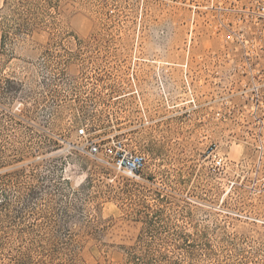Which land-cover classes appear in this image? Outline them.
Returning a JSON list of instances; mask_svg holds the SVG:
<instances>
[{
    "label": "rangeland",
    "instance_id": "374dc122",
    "mask_svg": "<svg viewBox=\"0 0 264 264\" xmlns=\"http://www.w3.org/2000/svg\"><path fill=\"white\" fill-rule=\"evenodd\" d=\"M250 1L36 2L32 32L0 53V264H119L184 233L210 245L198 264H264V198L206 157L242 147L202 121L232 69L219 23ZM93 137L124 139L143 170L88 156Z\"/></svg>",
    "mask_w": 264,
    "mask_h": 264
},
{
    "label": "built area",
    "instance_id": "2783aa9c",
    "mask_svg": "<svg viewBox=\"0 0 264 264\" xmlns=\"http://www.w3.org/2000/svg\"><path fill=\"white\" fill-rule=\"evenodd\" d=\"M239 11L233 20L219 23L225 31V40L232 45L216 57L217 63L226 61L232 69L227 72L226 86L223 85L226 74L220 73L216 96H204L202 121L206 132L216 123L222 133H230L224 143L227 148L236 144L242 150L232 158L229 150L213 143L208 146L206 157L211 158L213 170L241 176L240 184L243 182L251 194L264 198V0H252ZM189 101L194 103L193 98ZM77 135L88 133L81 127ZM86 143L88 156L127 176L139 174L147 162L143 152L129 149L122 138L93 137Z\"/></svg>",
    "mask_w": 264,
    "mask_h": 264
},
{
    "label": "trees",
    "instance_id": "16d2710c",
    "mask_svg": "<svg viewBox=\"0 0 264 264\" xmlns=\"http://www.w3.org/2000/svg\"><path fill=\"white\" fill-rule=\"evenodd\" d=\"M40 0H3L0 8V53H2L9 34H30L37 23V14L31 11ZM44 1V0H41ZM6 8L7 12H2ZM12 82L5 79L4 88L12 87ZM182 242L172 246L132 245L119 264H195L199 263L198 249L202 254L211 249L207 243H195L189 240L190 234H181Z\"/></svg>",
    "mask_w": 264,
    "mask_h": 264
}]
</instances>
